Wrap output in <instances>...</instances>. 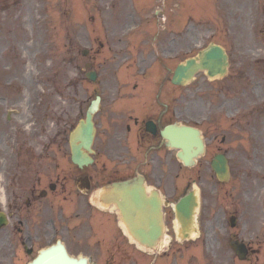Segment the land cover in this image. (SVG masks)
I'll return each instance as SVG.
<instances>
[{
	"label": "rangeland",
	"instance_id": "obj_1",
	"mask_svg": "<svg viewBox=\"0 0 264 264\" xmlns=\"http://www.w3.org/2000/svg\"><path fill=\"white\" fill-rule=\"evenodd\" d=\"M16 1L20 3L17 4L18 8L14 7ZM22 1L0 0L1 18L6 16V11L19 15L16 22L19 27L24 28L27 35V41L24 43L18 40L10 42L5 33L0 32V174L2 172V178L5 176L6 164L20 162L21 172L17 180L25 178L22 170L24 167L28 168L27 162L30 161L71 162L69 133L72 126L84 116L85 89L87 88L90 93L94 89L96 91L103 89L108 96L114 87L115 78L119 82H126L127 73L132 72L129 70L131 67L127 68V64L122 63V50L119 51L118 45L113 43L116 40L115 35L123 33L124 29V27L120 29L112 22L114 0H36L21 6ZM209 2L118 0L117 9L120 10L118 19L122 20V13L127 11L123 16L132 14L135 24L145 26L136 29L134 37L141 34L158 35L157 31L152 30L158 25L164 27L165 33H169L178 28L175 24L181 27L187 23L183 32L179 33L183 36L178 37L182 41L184 58L195 54L208 43L209 39H216L226 43L230 48L234 45L233 53L239 52L243 57H248V60L255 64L256 76L264 74V62L261 60L264 58V24L260 22L259 0H209ZM6 5L9 6L7 9ZM43 7L46 10H43ZM157 10H160L161 15ZM90 14H94V19L89 20ZM44 18L43 26L36 25ZM148 25L150 26L146 27ZM13 27L17 26L8 24L7 29ZM255 28L257 32H254ZM96 37L99 40L95 41ZM255 39L257 43L253 42ZM100 40L113 46V49L109 50L106 46L100 50ZM171 43L168 44V50ZM11 47L15 48L17 55L9 51ZM84 49L90 50L89 56L82 54ZM97 50H100V53ZM7 58H10V61L17 60L18 66L22 65L23 68L11 71ZM87 61L94 62V68L98 67L101 74L97 82H100L99 85L86 80ZM205 79L201 75L194 83L184 88L185 118L192 120L191 118L198 119L204 114H210L209 89ZM229 85L232 92L242 86L248 87L246 80L244 83L235 81ZM258 88L260 92L247 90L245 95V99L248 96L247 105L254 103L256 106L253 116L264 115V85ZM239 105L240 102L236 104ZM232 108L231 103H226L224 111L218 109L214 112L215 120L221 119V126L225 127L227 113ZM8 111L13 112L10 122L6 117ZM247 114L253 113L249 111ZM243 121L244 119L240 118V122ZM231 127L234 130L231 141L221 144L222 149L230 147L233 149L234 164L239 163L241 159L246 181L256 179L262 181L264 119L258 124V128H248L247 131H241L237 122H232ZM255 131L257 132L254 133ZM220 141L218 138L208 145L210 152L203 159V166L195 172L185 170L182 176L184 183L192 177L198 179L199 182L194 187L202 197L199 214L200 237L188 245V250L193 245L192 264L228 262L230 249L227 228L230 212L243 213L244 220L249 221L247 224L249 235L258 231L257 216L252 215V207L254 211L258 209L257 196L260 192L258 184L254 185L253 182L252 185H245V189L240 184H221L210 167L209 163L216 152V147L220 146L218 145ZM213 250L218 251L219 255L215 261L212 259Z\"/></svg>",
	"mask_w": 264,
	"mask_h": 264
},
{
	"label": "flooded vegetation",
	"instance_id": "obj_2",
	"mask_svg": "<svg viewBox=\"0 0 264 264\" xmlns=\"http://www.w3.org/2000/svg\"><path fill=\"white\" fill-rule=\"evenodd\" d=\"M159 71H150L149 77L155 78L152 82L132 85L135 92L129 104L102 106L96 117L91 166L60 164L55 173H45L54 177L8 189L1 206L7 222L0 228V264H30L58 242L70 254L90 256L97 264H151L120 224L117 208L97 200L108 185L137 174L145 177L150 190L157 189L162 195L170 180L177 188L183 165L176 150L167 148L161 130L183 121L182 92L181 87L175 94L170 87L160 91L163 78ZM212 90L216 97L217 91ZM124 137L129 144L123 143ZM164 220L168 228L167 212ZM245 241L249 253L243 264H259L252 258L264 257V248L254 247L252 239ZM166 255L155 264H166Z\"/></svg>",
	"mask_w": 264,
	"mask_h": 264
},
{
	"label": "water",
	"instance_id": "obj_3",
	"mask_svg": "<svg viewBox=\"0 0 264 264\" xmlns=\"http://www.w3.org/2000/svg\"><path fill=\"white\" fill-rule=\"evenodd\" d=\"M216 53L213 56V60L212 63L213 66L215 67H222V63L220 62V56H222V49L218 46L215 47ZM209 53L206 52L203 55L204 61L201 64V66L203 67H208L210 68V66L208 65L207 59L209 58ZM196 62L194 60L192 61H188L187 65H180L178 72L183 76L184 78V82L187 81L188 79H190L193 75V71H194V67L196 66ZM211 69V68H210ZM93 78L95 76V74H92ZM189 128H184V143L183 146L184 148H186L185 153H189L190 152V148L193 146V144H196L197 141L199 142V148H202V141L200 136L197 133H194L193 130H191ZM93 134H94V130H93V125L91 123V115H88V119L87 122L82 123V125H80L78 127V129L73 133L72 135V148H73V160L74 162L77 163H83L85 162L83 159L86 158L87 156L84 155L82 153L81 147H87L91 145L92 140H93ZM195 136V137H194ZM79 141H81V144L78 143ZM215 169L217 171V174L219 176L220 179H224L225 177L227 178L228 176V166L225 160H218L215 162L214 164ZM182 209H180L181 211Z\"/></svg>",
	"mask_w": 264,
	"mask_h": 264
},
{
	"label": "bare ground",
	"instance_id": "obj_4",
	"mask_svg": "<svg viewBox=\"0 0 264 264\" xmlns=\"http://www.w3.org/2000/svg\"><path fill=\"white\" fill-rule=\"evenodd\" d=\"M8 38L13 39V40L22 41V43H24L26 40V33L24 30H18V31L11 30L10 33L8 34ZM6 61L10 62L9 69L11 71H17L19 68H23L22 65H20V67L18 66L19 62L17 60L10 61V58L9 59L7 58ZM144 232H148V228H144Z\"/></svg>",
	"mask_w": 264,
	"mask_h": 264
}]
</instances>
